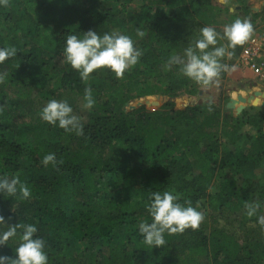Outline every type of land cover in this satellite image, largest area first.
I'll return each instance as SVG.
<instances>
[{
  "label": "trees",
  "instance_id": "16d2710c",
  "mask_svg": "<svg viewBox=\"0 0 264 264\" xmlns=\"http://www.w3.org/2000/svg\"><path fill=\"white\" fill-rule=\"evenodd\" d=\"M237 1L233 13L221 0H9L0 6V48L17 49L0 64L8 74L0 84V177L18 174L31 190L26 200L0 194V215L9 225L37 227L48 264H264L257 222L264 215V111L231 97L210 99L211 111L209 99L179 107L175 99L199 96L202 88L178 66L165 67L203 26L222 34L237 18L253 27L264 22V7L254 13L247 0ZM89 30L128 35L144 55L122 78L99 69L85 83L63 52L67 35L82 38ZM244 47L234 50L235 58ZM86 87L95 100L90 110L83 108ZM52 99L69 103L84 136L40 118ZM231 100L236 104L228 108ZM47 153L64 161L58 170L41 164ZM165 191L182 204L191 200L205 219L198 230L165 233V245L152 248L139 224L152 222L146 205L153 192ZM255 201L262 207L249 218L244 205ZM18 243L19 236L11 238L0 255L13 257Z\"/></svg>",
  "mask_w": 264,
  "mask_h": 264
},
{
  "label": "clouds",
  "instance_id": "9594fccd",
  "mask_svg": "<svg viewBox=\"0 0 264 264\" xmlns=\"http://www.w3.org/2000/svg\"><path fill=\"white\" fill-rule=\"evenodd\" d=\"M228 3V0H223ZM9 0H0V6L7 7ZM254 28L250 19H235L226 24L222 34L214 27L203 26L199 29V35L192 44L184 49L183 55H172L166 63V69L171 70L178 66L179 74L193 81L202 89H208L219 82L222 73L235 71V65L223 63L225 57L231 58L238 46L245 45L253 36ZM137 36L143 37L145 33L139 28ZM226 41V43H220ZM17 55L15 47L0 48V64ZM65 62L77 71L80 79L87 83L90 75L99 69L112 71L119 79L130 68L138 64L144 55L143 51L134 46L133 39L125 34L113 31L100 36L96 31L89 30L83 33L82 38L75 34L66 37V47L63 52ZM7 72H0V84L6 82ZM83 108L90 110L94 107L91 87L84 90ZM209 99V108L211 111ZM3 111V106H0ZM40 118L52 125L59 126L66 133H75L84 136V125L79 116L73 114V109L67 101L50 100L39 113ZM64 161L57 160L55 153H47L43 156L41 164L45 167L52 165L57 168ZM58 170V168H57ZM0 194L26 200L31 197V190L22 182L19 175L9 178L0 177ZM180 197L170 191L153 192L146 210L151 216L152 222L143 221L139 224V232L143 237V243L161 248L165 245V233L168 235L183 234L186 230H198L205 219L202 211L192 206V201L187 200L183 204ZM262 205L259 201L246 202L245 214L252 218L257 216ZM257 222L264 231V215H259ZM0 225L6 230L0 232V246H6L11 238L19 236V243L13 257L0 255V264H48V256L45 252V241L38 236L34 224L15 223L6 224L3 215H0Z\"/></svg>",
  "mask_w": 264,
  "mask_h": 264
},
{
  "label": "rangeland",
  "instance_id": "374dc122",
  "mask_svg": "<svg viewBox=\"0 0 264 264\" xmlns=\"http://www.w3.org/2000/svg\"><path fill=\"white\" fill-rule=\"evenodd\" d=\"M221 2H223V0H221ZM227 5L230 9V13H233L236 9L240 8V4L237 0H228ZM246 5L250 7L252 12L260 13L264 7V0H247ZM253 28L254 34L251 38L256 36L258 32L264 28V22H258L257 25ZM247 43L245 44V47L247 46ZM241 54L239 56H236V58L234 55L231 58H228V65H235V71L227 72V76L224 81H220L216 85L208 89H201L199 96L193 98H189L188 96H181L175 99L176 103L179 104L178 106L184 107L186 103L197 101L200 102L203 99L220 101V99H225V97L237 99L239 96H243L246 100V105L249 104L252 107H255L257 110L264 111V99L262 97H257L256 95V93H264V81H261L258 77L254 76L253 73H251L248 69L241 68L239 62ZM237 69H240L239 72H236ZM251 98L253 99L251 100ZM166 100L167 99H163L157 102L161 104ZM228 103H230V101ZM222 104L224 105L225 102H223ZM78 106L80 107V105ZM227 109L228 108L226 105L225 110L227 111ZM232 113L235 114L234 111ZM243 131L245 133H253V130L250 127H245Z\"/></svg>",
  "mask_w": 264,
  "mask_h": 264
},
{
  "label": "built area",
  "instance_id": "2783aa9c",
  "mask_svg": "<svg viewBox=\"0 0 264 264\" xmlns=\"http://www.w3.org/2000/svg\"><path fill=\"white\" fill-rule=\"evenodd\" d=\"M239 62L241 67L264 81V28L248 41Z\"/></svg>",
  "mask_w": 264,
  "mask_h": 264
},
{
  "label": "water",
  "instance_id": "95a60500",
  "mask_svg": "<svg viewBox=\"0 0 264 264\" xmlns=\"http://www.w3.org/2000/svg\"><path fill=\"white\" fill-rule=\"evenodd\" d=\"M257 97H262L264 99V93L260 94V93H256ZM240 100H242L243 102H246V100L244 98H242L241 96L238 97ZM253 98H251L252 100ZM236 104V101L231 100L230 103L228 104V108H230L231 106L234 107V105Z\"/></svg>",
  "mask_w": 264,
  "mask_h": 264
},
{
  "label": "crops",
  "instance_id": "0c3cea01",
  "mask_svg": "<svg viewBox=\"0 0 264 264\" xmlns=\"http://www.w3.org/2000/svg\"><path fill=\"white\" fill-rule=\"evenodd\" d=\"M241 68H243V67H241ZM244 69V68H243Z\"/></svg>",
  "mask_w": 264,
  "mask_h": 264
}]
</instances>
